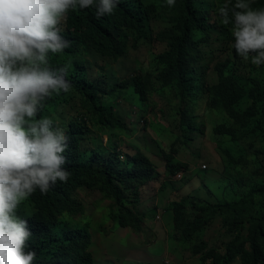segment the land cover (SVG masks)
Masks as SVG:
<instances>
[{
	"label": "trees",
	"instance_id": "16d2710c",
	"mask_svg": "<svg viewBox=\"0 0 264 264\" xmlns=\"http://www.w3.org/2000/svg\"><path fill=\"white\" fill-rule=\"evenodd\" d=\"M236 2L222 0L219 7L232 8ZM246 2L253 10H264V0ZM163 4L164 0H122L101 21L82 25L71 20L63 32L69 46L60 53H49L51 70L68 65L65 79L70 82V91L54 97L45 110L68 137V148L63 153L67 164L62 168L70 177L67 182L57 181L50 186L31 208L34 228L25 251L35 252L36 264H98L92 249L93 222L76 194L79 188L99 190L110 200V220L124 228L143 230L149 214L137 209L136 199L147 184L161 179L159 165L140 148L125 152L122 137L136 133L142 121L147 127L153 124L160 132L169 130L171 123L179 131L171 149L160 150L166 165L163 186H178L174 177L182 171L189 172V162L180 157L177 143H187L205 132L196 124L195 104L183 107L178 122L172 120L168 127L150 121L151 96L167 90L186 104L197 91L204 90L208 106L226 115L213 131L228 141L223 147L227 156L223 169H234L217 179L214 188L208 186L210 197L196 191L167 204L166 208L174 214L177 236L189 244L194 255L200 254L203 262L232 264L240 258L242 264H264V104L258 100L264 84V65L258 72L259 78L243 72L241 62L233 58L238 56L233 45L234 20L224 24L220 9L213 10L214 4L205 11L199 0H175L169 10L171 29L157 23L159 8L166 7ZM222 36L229 39L213 48L215 38ZM160 42L166 48L157 52L155 58L161 69L157 76L162 86L159 90L154 88L150 73L124 79L97 77L92 67L86 65V57L93 53L118 61L127 57L131 48L156 49ZM210 49L218 55L206 56L205 51ZM209 71L213 76L202 87L197 83L198 77ZM121 99L142 111L138 122H131L122 107L105 104ZM250 153L254 154L255 166L247 174L240 164ZM202 172L209 174L206 168ZM184 174L183 180L188 177ZM248 180L253 182L246 192L228 195L232 191L227 187H232L235 194ZM224 182L231 185H225L227 193H221ZM24 210L29 211L30 206L25 205ZM151 211L157 215L158 208ZM218 217L229 235L223 247L211 246L202 237Z\"/></svg>",
	"mask_w": 264,
	"mask_h": 264
},
{
	"label": "clouds",
	"instance_id": "9594fccd",
	"mask_svg": "<svg viewBox=\"0 0 264 264\" xmlns=\"http://www.w3.org/2000/svg\"><path fill=\"white\" fill-rule=\"evenodd\" d=\"M121 3L0 0V264H36L35 252L25 251L34 228L31 208L50 186L67 182L70 177L62 168L67 164L63 153L68 137L45 110L54 97L70 91V82L65 79L68 65L51 70L49 53H60L69 46L63 32L71 20L82 25L101 21ZM163 5L166 7L159 8L157 23L171 29L169 10L175 0H164ZM219 12L224 24L234 20L236 53L243 58L255 53L252 63L264 64V10H253L246 0H237L232 8L225 6ZM157 45L158 52L166 48L162 42ZM235 61L241 62L238 57ZM263 85L258 100L264 104ZM184 173L188 174L180 172L182 176H175V181L182 182ZM25 205L30 206L29 211L24 210ZM160 206L158 220L162 219ZM164 262L170 263L168 258Z\"/></svg>",
	"mask_w": 264,
	"mask_h": 264
},
{
	"label": "rangeland",
	"instance_id": "374dc122",
	"mask_svg": "<svg viewBox=\"0 0 264 264\" xmlns=\"http://www.w3.org/2000/svg\"><path fill=\"white\" fill-rule=\"evenodd\" d=\"M221 1L202 0V3L206 9H209L214 4L213 10L218 11ZM228 39L229 37L227 36L216 37L212 47L215 48L225 43ZM233 45L235 46V42ZM214 50L205 51V55H218V52ZM234 51L236 52V49ZM157 52L158 50L151 46H143L139 50L131 48L128 56L118 61L93 53L86 57V65L89 68L92 67L94 70L92 71L97 77L124 79L130 78L137 73L143 75L150 73L154 88L159 90L162 86L157 79L160 72L155 59ZM255 55V53H250L247 58L239 55L237 57L243 62L240 63L243 72L253 74L254 77L258 78V72L264 64L259 66L253 64L252 59ZM237 57H233L234 60ZM211 76H213L212 71H209L206 75L199 76L197 83L205 87V84L210 81ZM194 96L187 104L181 98L175 97L170 90L162 94L154 93L150 98V113L148 114V118L151 122L168 127L172 120L178 122V118L180 117L179 112L183 107L195 104L196 124L203 128L205 132L195 139L188 140L187 143H183L182 141L177 143V146L180 147V157L189 162L191 167L188 172L189 176L182 182L179 181L178 186L176 183L169 184L167 187L163 186L166 180V165L160 150L162 149L161 147L171 149L172 143L177 139V135L179 134L178 130H174L172 123L169 130L160 132L156 126L153 127V124L147 127L146 122L142 121L136 133L122 136L125 139L123 145L125 152H135L136 150H133L132 147L136 149L140 148L150 154L159 165L158 173L161 179L159 178V180L147 184L142 194L136 199L137 209L140 212L148 211L149 214L148 222L144 224L143 230L138 231L134 228H124L119 223H115L112 219L110 220L107 215L109 213L108 205L110 204V200L105 199L99 190L83 187L76 191L78 197L86 205L89 220L91 218L93 222L94 242L92 249L95 252L98 264H165V258H168L170 264H212L210 260L207 262L201 261L200 254L194 255L192 253L189 244L181 241L177 236V230L173 222L174 214L169 212L168 208V212L165 214V209L169 202L189 193L198 191L206 197H210L207 190L208 186L210 185L214 188L215 184H218L217 179H221L222 175L227 172L234 171V169H223L226 163L225 159H227L223 147L227 146L228 141L226 137L217 135L218 133L213 131L214 125L224 121L226 117L208 106V96L204 90L197 91ZM123 100H108L105 104L122 107L126 110L127 118L131 119V122H138L142 111H139L134 105L128 106ZM93 129L98 133L96 127H93ZM104 141L107 144V135L104 136ZM204 164L207 165L206 169L209 170V174L202 172V169H205L203 167ZM254 166L255 157L251 153L240 164L242 171L247 174L252 171L251 167ZM192 173L194 175L190 176ZM187 181H189L188 185ZM252 182L248 180V183L240 187L235 194L232 187H227L232 191L228 195H241L247 191ZM220 185L223 186L222 184ZM225 185L231 186L230 183L224 182L221 193L229 191ZM160 204H164V207L161 211L162 219L158 220L155 212L151 211V209L158 208ZM164 214L165 217L163 219ZM202 237L211 246L219 247H223V243L229 239V235L226 233L220 217L210 224ZM232 264L242 263L240 258H238Z\"/></svg>",
	"mask_w": 264,
	"mask_h": 264
},
{
	"label": "crops",
	"instance_id": "0c3cea01",
	"mask_svg": "<svg viewBox=\"0 0 264 264\" xmlns=\"http://www.w3.org/2000/svg\"><path fill=\"white\" fill-rule=\"evenodd\" d=\"M162 206L164 207V204H163ZM162 206H160V208H159V209H161V208H162ZM164 217H165V215L163 216V219H164Z\"/></svg>",
	"mask_w": 264,
	"mask_h": 264
},
{
	"label": "built area",
	"instance_id": "2783aa9c",
	"mask_svg": "<svg viewBox=\"0 0 264 264\" xmlns=\"http://www.w3.org/2000/svg\"><path fill=\"white\" fill-rule=\"evenodd\" d=\"M204 166H206V164H204ZM181 176H182V174H179V175H178V177H181Z\"/></svg>",
	"mask_w": 264,
	"mask_h": 264
}]
</instances>
